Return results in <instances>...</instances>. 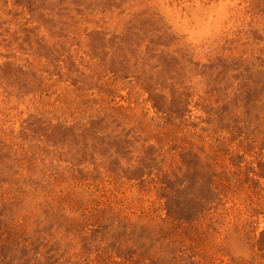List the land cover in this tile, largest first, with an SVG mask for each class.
Instances as JSON below:
<instances>
[{
  "label": "rangeland",
  "instance_id": "rangeland-1",
  "mask_svg": "<svg viewBox=\"0 0 264 264\" xmlns=\"http://www.w3.org/2000/svg\"><path fill=\"white\" fill-rule=\"evenodd\" d=\"M0 264H264V0H0Z\"/></svg>",
  "mask_w": 264,
  "mask_h": 264
}]
</instances>
